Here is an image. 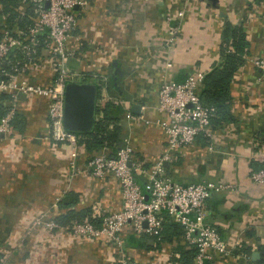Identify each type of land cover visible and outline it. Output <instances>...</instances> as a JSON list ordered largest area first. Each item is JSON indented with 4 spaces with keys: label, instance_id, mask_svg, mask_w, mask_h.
Instances as JSON below:
<instances>
[{
    "label": "crops",
    "instance_id": "crops-1",
    "mask_svg": "<svg viewBox=\"0 0 264 264\" xmlns=\"http://www.w3.org/2000/svg\"><path fill=\"white\" fill-rule=\"evenodd\" d=\"M13 2V11L4 12L0 1V36L3 31L16 35L32 22L34 13L29 4L22 0ZM92 2L85 10H77L75 34L79 39L70 40L75 52L64 60V68L73 75L69 80L96 83L91 77L110 75L114 68L112 61H119V87L114 92L113 103L122 107L117 121L122 128L120 139L129 138L133 160L144 167L156 161L164 144L163 133L154 123L161 116L156 110L160 85L182 82L195 71L206 73L220 60L218 32L224 23L230 21L243 26L248 48L232 77L230 117L213 120L211 139L197 136L193 143L180 148L173 159L165 162L164 167L166 174L183 184L212 181L223 186L206 201V219L218 229L231 252L213 253L211 264H256L262 257L261 246L264 248V180L254 181L249 174L264 168V73L250 60L264 58L262 0H218V6L211 8L217 11L216 17L206 10L198 22L190 20L194 14H189L190 18L182 24V33L168 50L163 44L166 32L162 19L168 4L163 0ZM117 6L122 11L119 29L108 22L103 25L88 15V12L116 10ZM197 6L206 8L205 4ZM115 30H119L115 33L119 40L113 37ZM117 48L119 58L112 55ZM37 50L35 72L28 64H21L20 70L25 75H34L37 81L51 83L52 56L43 45ZM21 58L22 54L16 52L13 59ZM133 104L140 105L138 114L133 113ZM46 111V99L20 95L13 130L0 142V261L10 244L18 242L24 233L23 223L28 224L36 216L46 221L53 218L56 222V216L69 209L58 203L68 199L70 193L78 200L71 208L91 206L94 216L120 208V188L113 177L97 179L86 172L71 174L69 145L47 137ZM82 161L79 156V162ZM137 177L144 188V178ZM50 234L42 227H34L28 236L29 251L37 235L41 236V245L46 242L47 245ZM67 236L69 244L63 245L67 254L62 255L60 248L49 247V252L57 251L58 262L105 264L112 258L111 246L101 240L79 243L75 237ZM55 238L57 242L61 240L57 234ZM23 241L27 244V240ZM131 241V245L125 246L126 253L144 264H183L178 250L181 244L176 238L171 237L160 246L147 236ZM143 241L152 247L142 246ZM254 251L259 252L256 259H252ZM47 253H43L41 263L45 259L48 264Z\"/></svg>",
    "mask_w": 264,
    "mask_h": 264
},
{
    "label": "built area",
    "instance_id": "built-area-1",
    "mask_svg": "<svg viewBox=\"0 0 264 264\" xmlns=\"http://www.w3.org/2000/svg\"><path fill=\"white\" fill-rule=\"evenodd\" d=\"M22 1L33 10L31 24L16 35L3 31L0 36V93L9 98L4 111L0 113V142L13 130L12 121L17 113L20 95L42 97L47 100L49 138L69 145L68 168L71 174L86 172L97 179L111 176L117 181L121 195L118 210L95 215L101 219L99 225L88 219L72 221L66 226L47 221L45 230L51 233L57 229L58 234L64 232L85 240H101L124 250L127 235L160 240L163 222L168 217L181 227L185 247L195 249L191 264H211L213 253L229 254L231 247L206 219L205 210L208 198L223 186L212 181L183 184L174 181L164 169V162L173 159L180 148L193 143L197 136L209 139L213 136L212 118L216 114V107L203 104L199 96V86L205 73L195 71L182 82L168 81L160 85L156 110L161 116L154 123L163 133L164 144L151 166L144 167L141 162L133 160V148L127 137L113 153L102 149L80 163L79 156L84 152L78 140L80 136L67 131L62 124L63 87L67 80L73 78L64 68V60L74 55L70 40L79 39L75 34L77 10L83 9L86 1ZM41 45L53 59L54 78L51 83L37 81L34 75H25L20 70L21 64H28L35 72L37 47ZM16 52L22 54L21 60L13 59ZM254 64L264 73V60H255ZM137 175L144 178V188ZM250 175L252 180L262 182L264 168L252 171ZM122 264L144 263L132 259L123 260Z\"/></svg>",
    "mask_w": 264,
    "mask_h": 264
},
{
    "label": "trees",
    "instance_id": "trees-1",
    "mask_svg": "<svg viewBox=\"0 0 264 264\" xmlns=\"http://www.w3.org/2000/svg\"><path fill=\"white\" fill-rule=\"evenodd\" d=\"M4 6V12L13 11V0H0ZM10 17H12L10 15ZM248 48V40L246 33L241 24H234L229 21L224 23L221 42H220V60L213 64L211 68L205 73L203 80L199 86V96L203 104L214 105L216 107V114L213 120L225 119L230 117V87L232 77L238 67L243 63V55ZM99 98V87L97 100ZM9 100L6 94L0 93V110L2 113ZM122 107L110 101H106L101 105L97 104L96 115L97 118L94 128L90 132L77 134L80 136L79 143L82 145L84 152L80 154L82 160L87 158L102 149L108 153L115 151L119 144L122 142L120 134L122 131L121 126L117 123ZM165 169V167H164ZM68 199L61 200L58 205L60 207L69 208L67 211L56 216L55 221L61 225L66 226L72 220L81 221L83 218L90 220L93 224L99 225L101 219L91 214V206H85L76 210L73 207L77 203V197L69 194ZM88 216V217H87ZM181 227L172 222L168 217L163 222V229L161 232L160 240L154 239L156 244L160 246L165 240L170 241L171 237L176 238L177 242L181 244L178 247L180 259L183 264H191L194 248H186L181 239ZM130 238L137 240V236L130 235ZM142 246L150 248L146 241H143ZM262 249V257L256 260V264H264V248ZM1 259V254H0Z\"/></svg>",
    "mask_w": 264,
    "mask_h": 264
},
{
    "label": "rangeland",
    "instance_id": "rangeland-1",
    "mask_svg": "<svg viewBox=\"0 0 264 264\" xmlns=\"http://www.w3.org/2000/svg\"><path fill=\"white\" fill-rule=\"evenodd\" d=\"M85 6H90L92 5V1L93 0H85ZM123 0H114L115 3H121ZM125 1V0H124ZM129 1H133V0H129ZM164 2H166V4H168V8L167 9H163L164 11L162 12V19L164 18V30L166 32L165 35V39L163 40V44L165 49H169L172 48V46H174V44L176 43L177 39L179 38L180 34L182 33V24H184V20L189 17L191 14H194L190 20H195V22H198V20L201 18V14H203L206 10H209V13H214V17H216L217 15V11H212L213 9L211 8H215L214 6L211 5V1L210 0H163ZM204 5L206 6V8L201 9L199 8L197 5ZM262 4H264V0H262ZM84 6V8H85ZM83 8V9H84ZM165 8V6L163 7ZM85 10V9H84ZM190 14V15H189ZM208 14V13H207ZM88 15L90 16V18L93 20H98L99 22H102L103 25H106L107 22L114 26L115 29H119V26L121 24V20H122V11L119 9V7L117 6L116 10H109L108 12L103 11V12H88ZM262 15L264 16V11H262ZM190 18V17H189ZM227 20V19H225ZM230 22V21H229ZM116 31L119 30H115L114 31V39L115 40H119V35L116 36ZM221 31L222 29L218 32L219 36H220V42H221ZM118 45V44H116ZM115 45V46H116ZM116 51L113 52V56L119 58V49H115ZM264 60V58H251V62L252 64L258 68L255 64L254 61L255 60ZM68 67V64H66ZM112 65H113V72L110 75H96L91 77L97 84L99 87V98H98V105L103 104L106 101H110V102H114L116 101V98L114 96V92L118 90L119 85L118 83V79H119V74L118 72H120V64L119 61H117V59H114L112 61ZM70 77V75H69ZM82 77V76H81ZM110 79H113L112 81ZM1 112V110H0ZM96 118H99V115H96ZM49 136V128H48V134L47 137ZM80 140V139H78ZM255 171V170H253ZM252 172V171H251ZM250 172V174H251ZM249 174V177L251 176ZM52 206L55 207V204H52ZM88 217V216H87ZM85 219V218H83ZM49 221H54L53 218H50ZM74 221V220H72ZM47 221L44 218H41V216H36L35 218H33L32 220H30V222L28 224L23 223V230L24 233L22 232L21 235L19 236V240L18 242L14 243V244H10L9 249L5 250V255L3 257V259L0 261V264H45L46 261L45 259L42 261L41 263V259L43 258V253H47L50 257V260L48 262V264H63V260L62 261H56L57 259V251H53V252H49V247H54L56 248H60L62 249V255H64V253L67 254L65 248L63 245L69 244L66 240L68 238V234H65L64 232H61V234H58L59 231L56 229H53L51 234L49 235V241L48 244L46 245V243L43 245H41V236L39 237L37 235V238H35L31 243L32 244V250L29 251V249L27 248L28 245H31L30 242L28 243V239H29V235H30V231L34 229V227H38V228H43V230L45 229V223ZM64 233V234H63ZM59 236L61 238V240L59 242H57L55 236ZM70 236V235H69ZM130 236V235H128ZM44 239V238H43ZM42 239V240H43ZM74 239H76V242L82 243V241H85L84 238H80V237H75ZM130 239V238H129ZM127 238H125V244H124V250H120L117 249L113 244H109L111 246V255L112 258L108 261H106L105 264H122L123 260H132L135 259L133 257H131L130 255H128L126 253L125 250V246L126 244L131 245L132 243V239L129 240ZM23 240H27V244L24 243ZM87 241H96V240H87ZM103 242V241H102ZM101 241L98 243H102ZM67 243V244H66ZM106 243V242H104ZM103 243V244H104ZM24 244V245H23ZM108 244V243H106ZM20 245V246H19ZM23 245V246H22ZM57 245H59V247H56ZM123 254V255H122ZM11 256H13L12 260H11ZM15 256H20L18 257L16 260L13 261V259L15 258ZM51 259L53 261H51ZM10 261V263H8ZM13 262V263H12Z\"/></svg>",
    "mask_w": 264,
    "mask_h": 264
},
{
    "label": "water",
    "instance_id": "water-1",
    "mask_svg": "<svg viewBox=\"0 0 264 264\" xmlns=\"http://www.w3.org/2000/svg\"><path fill=\"white\" fill-rule=\"evenodd\" d=\"M211 5L218 6V0H210ZM48 6V1L45 2ZM77 8L76 6L74 7ZM98 85L94 82L67 80L63 87L62 124L67 131L80 134L90 132L97 120ZM140 105L133 104V113H139ZM121 143L119 144V146ZM165 163V162H164ZM148 199L147 194L145 200ZM146 222H144V226ZM152 242V239L149 240ZM259 257V252H252V259Z\"/></svg>",
    "mask_w": 264,
    "mask_h": 264
}]
</instances>
